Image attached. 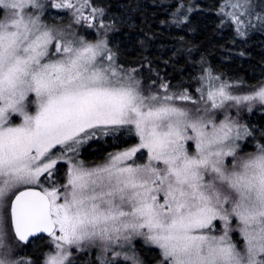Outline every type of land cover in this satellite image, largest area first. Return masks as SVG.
<instances>
[{"label": "snow or ice", "instance_id": "6c2138e0", "mask_svg": "<svg viewBox=\"0 0 264 264\" xmlns=\"http://www.w3.org/2000/svg\"><path fill=\"white\" fill-rule=\"evenodd\" d=\"M46 8L70 22H46ZM221 9L240 36L253 18L264 28L253 0ZM103 15L90 0H0V264H77L79 253L118 264L116 249L137 241L151 260L124 252L131 264H264V143L244 151L253 133L230 111L264 104V82L236 95L205 69L198 98L167 82L149 90L117 62L116 29L92 23ZM75 25L95 28V41ZM125 134L133 145L103 163L80 158Z\"/></svg>", "mask_w": 264, "mask_h": 264}, {"label": "trees", "instance_id": "16d2710c", "mask_svg": "<svg viewBox=\"0 0 264 264\" xmlns=\"http://www.w3.org/2000/svg\"><path fill=\"white\" fill-rule=\"evenodd\" d=\"M43 2L50 4L54 0ZM90 2L104 11V15L97 17L92 23L98 26V21H103L104 24H110L116 29L108 33L107 39L117 62L126 67L138 68L142 87L146 85L149 90L163 91L159 85L167 82L170 91L181 92L187 89L197 98L195 87H198L199 77L206 67L216 70L223 78L227 77L233 87L246 88L253 84V77L250 75L252 70L256 72L264 65V46L261 42L259 44L263 46L262 51L254 48L251 42L244 45L245 53L238 52L240 48L235 32L222 20L219 13L222 0H90ZM179 4H182L181 9L187 12V20L179 16L177 12ZM256 4L260 7L259 10L264 9V4ZM49 10L57 9L46 8L42 19L51 24L55 21L47 17ZM90 13L91 9L86 8L85 15ZM68 17L55 24L67 25ZM176 20L183 22L176 23ZM75 27L86 40L95 41V28L90 29L86 25ZM261 36L264 37V34ZM230 111L237 120H244V125L253 133L246 145V148H249L244 151H255L256 144L264 143V134L261 132L264 129V113L252 106L251 111L248 109L242 111V119L239 114L236 115L233 108ZM134 142L135 138L127 134L119 141H114L110 137L101 138L92 142V146L86 151L82 150L80 158L86 165H96L106 159L108 152L130 147ZM135 253L141 258L151 260L141 242L135 244ZM27 254L39 255L35 247L27 249ZM88 259L91 261L92 257ZM76 261L77 264H84L80 258Z\"/></svg>", "mask_w": 264, "mask_h": 264}, {"label": "rangeland", "instance_id": "374dc122", "mask_svg": "<svg viewBox=\"0 0 264 264\" xmlns=\"http://www.w3.org/2000/svg\"><path fill=\"white\" fill-rule=\"evenodd\" d=\"M44 1V0H43ZM228 2V0H222V4H224V3H227ZM253 3L255 4V5H257L258 6V4H256V3H260V0H253ZM221 4V5H222ZM258 8H260V7H258ZM227 11H231V8H228V9H226ZM259 10V9H258ZM220 15H221V13H222V9L220 8ZM178 14H179V16H181V19H183V20H187L186 19V17H187V12H185L183 9H180V11L178 12ZM69 15L67 14V13H63V12H61L59 15H58V10H49V11H47V17L50 19V20H52V21H55V22H60V21H63V20H65L67 17H68ZM178 16V15H177ZM221 18H222V15H221ZM70 20H71V17L69 16L68 17V19H67V21H69L70 22ZM223 21H226L232 28H233V30H234V32H235V38H236V40L238 41L237 43V45L239 46V48H240V50L238 51L240 54H242L244 51H246V49H245V47H244V45L246 44V43H253V45H254V48H258V50H260V51H262V48H263V46H264V37L263 36H261V34L263 35L264 34V28H261L260 26H259V21H257L255 18H253V20H252V23L254 24V25H256V27H251V28H246V29H244V31L246 32V35L245 36H240V35H238L237 34V32H236V25H234L233 23H231V21L227 18V17H224L223 19H222ZM66 24H64L63 26H65ZM262 43L263 44V46L261 45V44H259V43ZM245 53V52H244ZM255 68H256V66H254ZM205 69H207V70H209L211 73H212V75L213 76H218L219 78H220V80H223V81H229L228 79H227V77L226 78H223L221 75H219V74H217V72H216V70L214 71L213 69H211V68H209V67H206ZM204 69V70H205ZM202 75H206V73H205V71L203 72V74ZM250 75L253 77V84L251 85V86H249V87H246V88H243V87H231V89H230V91H232L233 92V94H236V95H246V94H250L253 90H254V88H258L259 86H260V84L262 83V82H264V65H263V67L262 68H258V70L256 71V72H254V70H252V72L250 73ZM139 78V77H138ZM199 80H200V77H199ZM205 83V87H207V86H209V82L208 81H205L204 82ZM216 83H219V81H217ZM231 84V83H230ZM199 86V85H198ZM195 89H197V86L195 87ZM197 92V91H196ZM199 97V93L197 92V98ZM177 103L178 104H181V103H184V102H180V101H177ZM187 106H191L190 104H187ZM252 106H254L256 109H259V110H261V112H262V114L264 113V104H261L259 101H254L253 103H252ZM248 109V106L247 105H244V106H242L241 108H240V110H239V117L240 118H242L243 119V117H242V111L243 110H247ZM233 110L235 111V113H237V109L236 108H233ZM239 121V123L240 124H242V125H244L245 124V122H244V120L242 121V120H238ZM242 121V122H241ZM263 134H264V129H262V131H261ZM249 137H246L243 141H241L240 143L242 144V146H243V150L244 149H248V148H246V145H248V142H250V140L248 139ZM255 145V144H254ZM257 145V144H256ZM256 149V148H255ZM253 151V150H252ZM251 151V152H252ZM247 152V151H246ZM139 155V154H138ZM105 160H103V161H101V163H103ZM101 163H98V164H101ZM97 165V164H96ZM86 166H89V165H86ZM93 166H95V165H92V166H89V167H93ZM137 242H140V241H137ZM136 242V243H137ZM135 243V244H136ZM142 243V242H141ZM117 251H121L122 252V256L121 257H118L117 258V260L119 261L118 263H121V264H131V261H125L124 259H123V253L124 252H127L128 253V255H132L133 254V251L135 252V247H134V249H132V250H129L128 248H127V246L124 248V249H119V248H117L116 249ZM90 251L91 252H95V253H99L100 252V249H98V248H93V249H90ZM83 254L82 253H79V254H77L75 257H73V259H75V258H80L81 256H82ZM77 259H75V260H77Z\"/></svg>", "mask_w": 264, "mask_h": 264}]
</instances>
